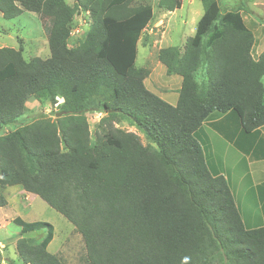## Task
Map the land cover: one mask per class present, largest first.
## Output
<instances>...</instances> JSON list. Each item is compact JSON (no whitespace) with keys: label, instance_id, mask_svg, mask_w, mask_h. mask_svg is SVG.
<instances>
[{"label":"trees","instance_id":"1","mask_svg":"<svg viewBox=\"0 0 264 264\" xmlns=\"http://www.w3.org/2000/svg\"><path fill=\"white\" fill-rule=\"evenodd\" d=\"M134 1L0 0L5 20L38 17L49 51L25 60L20 44L0 47V207L7 187L38 196L80 235L88 264H264V227L244 224L227 179L211 168L203 129L216 112L224 118L213 130L246 152L247 136L264 126V51L252 58L242 6L221 13L217 0H201L194 35L158 50L166 75L180 78L171 105L146 89L148 70L136 67L154 12ZM81 12L89 28L71 42ZM31 100L58 111L21 124ZM89 112L104 114L93 140ZM230 113L240 131L222 125ZM122 122L147 145L115 127ZM12 223L23 264H64L47 251L53 225ZM37 231L39 242L24 236Z\"/></svg>","mask_w":264,"mask_h":264},{"label":"rangeland","instance_id":"2","mask_svg":"<svg viewBox=\"0 0 264 264\" xmlns=\"http://www.w3.org/2000/svg\"><path fill=\"white\" fill-rule=\"evenodd\" d=\"M72 4L74 0H65ZM221 13H225L242 6L241 17L246 27L252 32L254 44L251 50L252 58L256 59L264 51V0H217ZM134 4L139 7L150 6L154 12V18L141 35L140 44L136 57V67L148 70V75L144 80L147 90L161 96L164 101L173 105L177 101L180 78L178 76H168L165 69L157 61L156 54L159 49L169 46L183 47L185 41L194 35L196 24L203 14L201 0H181V8L173 12L158 9L157 0H135ZM88 15L81 12L74 18L71 29V42L82 39L89 28L87 22ZM19 44L23 47V57L30 60L34 57L45 59L49 56L47 40L41 29L38 17L30 12H23L20 16L12 20H5L0 14V47L17 49ZM197 81H201L199 72ZM264 81V79H263ZM27 112L21 120V124H26L41 115L52 116L58 111L57 107H51L46 102L31 100L25 104ZM213 113L210 121L204 123L203 129L207 133L212 144H227L224 138L214 131L217 122L223 121V116ZM104 114L87 113L91 140L97 131V125ZM53 118V117H52ZM221 118V119H220ZM212 122V123H211ZM224 128L231 132L240 131L239 120L234 113H230L228 118L222 123ZM116 128L136 134L142 145H147L143 134L134 127L122 122L115 125ZM217 128V126H215ZM9 127L6 131L12 130ZM214 129V130H213ZM238 131V132H239ZM230 132V133H231ZM227 134V138H234ZM233 134V133H232ZM238 134V133H236ZM215 141V142H213ZM232 147L237 149L234 144ZM216 149V153H222L220 148L209 146L208 153ZM213 151V153L215 152ZM245 153V151L241 150ZM212 168V166H211ZM213 170V168H212ZM16 187H7L4 196L17 191ZM8 207L0 208V243L5 245V249H0L1 256L6 260L5 264H23L15 252V242L20 237V228L3 219L4 216L19 217L25 222L44 221L54 227V238L47 248L51 254H55L63 260L64 264H88L85 260V249L80 235L74 230L72 225L59 213L54 211L40 198L28 199L24 201L22 196L17 198L9 195ZM42 231H37L24 235L27 238L39 242L43 237Z\"/></svg>","mask_w":264,"mask_h":264},{"label":"crops","instance_id":"3","mask_svg":"<svg viewBox=\"0 0 264 264\" xmlns=\"http://www.w3.org/2000/svg\"><path fill=\"white\" fill-rule=\"evenodd\" d=\"M139 44L140 41L137 43V52ZM159 97L162 99L161 96ZM205 134L207 135V133ZM247 139L251 147L248 146L246 152L243 153L237 147V149L233 148L232 144L225 140L227 144H223L221 147L219 142L212 144L208 137L206 149H209L210 145L216 146L222 153H216V149L211 150L210 153L206 151V153L213 170L227 179L231 195L244 224L247 227H264V126L256 132V135H248ZM213 151L215 152L213 153ZM13 187L18 190L8 193V197L4 196L7 188L1 191L6 205L0 208L8 207L9 200H11L9 195L14 198L22 196L25 202H28V199L39 198L18 186ZM15 217L4 216L3 219L12 222ZM0 249H5V245L0 243ZM5 261L0 254V264H5Z\"/></svg>","mask_w":264,"mask_h":264},{"label":"water","instance_id":"4","mask_svg":"<svg viewBox=\"0 0 264 264\" xmlns=\"http://www.w3.org/2000/svg\"><path fill=\"white\" fill-rule=\"evenodd\" d=\"M56 117H58V115H56Z\"/></svg>","mask_w":264,"mask_h":264}]
</instances>
